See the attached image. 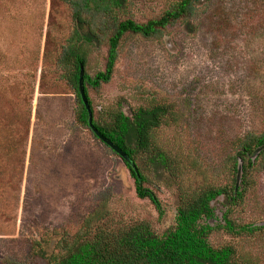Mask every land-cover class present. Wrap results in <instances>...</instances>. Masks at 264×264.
<instances>
[{"label":"rangeland","instance_id":"rangeland-1","mask_svg":"<svg viewBox=\"0 0 264 264\" xmlns=\"http://www.w3.org/2000/svg\"><path fill=\"white\" fill-rule=\"evenodd\" d=\"M137 6L140 20L160 8ZM195 21L193 32L175 25L160 41L126 39L112 79L91 91L96 109L118 103L126 115L149 98L171 104L176 121L161 136L186 184L210 176L246 133L264 130V0H203ZM69 31L60 2L0 0V262L30 263L34 239L74 233L100 201L158 230L174 217V186L157 184L166 208L159 224L122 159L75 123V95L48 69ZM103 66V52L95 54L90 73ZM257 194L264 200V170Z\"/></svg>","mask_w":264,"mask_h":264},{"label":"trees","instance_id":"trees-1","mask_svg":"<svg viewBox=\"0 0 264 264\" xmlns=\"http://www.w3.org/2000/svg\"><path fill=\"white\" fill-rule=\"evenodd\" d=\"M146 1H155L160 8L140 20L137 4ZM51 2L66 5L70 12L69 34L48 69L55 80L72 89L75 123L96 137L78 92L83 65L93 125L128 154L138 173L98 139L122 159L134 179L136 195L155 207L159 224L166 208L156 192L157 184L175 187V212L172 222L158 230L149 218L117 214L100 201L74 233L50 230L34 239L30 263L4 258L0 264H264V200L257 194L264 170V130L246 133L210 176L186 184L161 136L176 121L171 104L149 98L126 115L118 103L96 109L91 97L92 90L112 79L126 39L160 41L175 25L193 32L203 0ZM102 52L103 69L91 74L92 58Z\"/></svg>","mask_w":264,"mask_h":264},{"label":"water","instance_id":"water-1","mask_svg":"<svg viewBox=\"0 0 264 264\" xmlns=\"http://www.w3.org/2000/svg\"><path fill=\"white\" fill-rule=\"evenodd\" d=\"M83 75H84V68L83 65H81L80 68V76H79V82H78V92L80 94V97L87 109L88 113V125L92 132L96 135L97 138H99L103 143H105L107 146H109L115 153H117L125 162L129 163L132 167V169L137 172V168L135 166V163L131 160V158L128 156V154L123 151L118 145L113 143L110 139L103 136L101 132L93 125V116H92V108L91 105L86 97L85 89H84V81H83Z\"/></svg>","mask_w":264,"mask_h":264}]
</instances>
